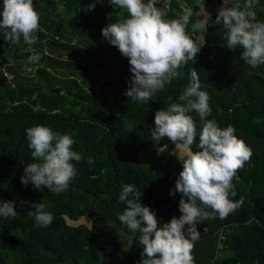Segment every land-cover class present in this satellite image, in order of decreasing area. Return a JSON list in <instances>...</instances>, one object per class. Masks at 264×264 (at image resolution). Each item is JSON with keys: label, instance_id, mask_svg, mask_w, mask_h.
<instances>
[{"label": "trees", "instance_id": "trees-1", "mask_svg": "<svg viewBox=\"0 0 264 264\" xmlns=\"http://www.w3.org/2000/svg\"><path fill=\"white\" fill-rule=\"evenodd\" d=\"M60 2L62 12L58 0H34L41 30L31 48L41 55L39 64H27L29 45L0 33V201H14L17 209L14 217L0 216V264H139L144 246L139 232L118 220L126 207L119 192L123 184L134 185L158 226L180 216V193L170 195L182 171L176 144L167 137L155 143L150 132L155 112L178 102L193 68L209 95L208 119L233 126L252 155L233 179L236 196L230 198L242 203L224 218L198 221L200 238L191 254L195 264H264V65L252 68L239 46L227 49V29L214 23L218 11L202 30L193 29V17L186 32L202 35L205 46L148 104L133 102L125 95L132 75L128 58L102 35L127 12L108 0H96L91 11L93 0ZM201 2L171 0L167 17L178 19L184 7L197 12ZM214 3L223 6V0H205V8ZM244 3L229 0L228 6ZM254 10L264 20V0ZM189 115L198 133V114ZM37 124L71 134L73 150L82 156L73 162L78 174L60 193L21 183L24 163L33 159L26 129ZM197 142L198 135L193 151ZM38 202L53 215L46 227L27 215ZM81 219L90 225L69 224Z\"/></svg>", "mask_w": 264, "mask_h": 264}, {"label": "clouds", "instance_id": "clouds-1", "mask_svg": "<svg viewBox=\"0 0 264 264\" xmlns=\"http://www.w3.org/2000/svg\"><path fill=\"white\" fill-rule=\"evenodd\" d=\"M258 2L245 0L241 8L239 5L229 7V0H223L214 21L227 29V49L239 46L240 58L252 68L264 65V20L257 19L254 10ZM108 3L128 14L102 29L105 40L128 58L132 75L125 95L133 102L148 104L166 82L181 75L177 69L194 61L205 46L206 39L202 35L190 36L186 32L193 17L194 30H202L211 19L205 0L198 4L197 12L193 7H184L178 19L167 17L171 0H108ZM64 7L58 0L57 11L62 12ZM95 7L96 0H93L88 10ZM201 16L203 19H196ZM39 21L34 0H0V33L12 43L19 44L22 40L29 45L28 65L41 61V55L31 48L39 39ZM193 111L200 120L198 133L194 118L189 115ZM211 114L209 95L202 89L194 68L178 102L155 112V126L150 132L152 141L157 143L164 137L169 138L176 144L182 164L175 188L170 191L172 196L180 193V216L158 226L156 212L141 203L136 187L122 185L119 200L126 207L118 220L132 233L139 232V245L144 246L139 264H195L191 253L200 238L197 222L217 215L224 218L242 203L230 198L236 196L233 179H238V169L250 159L252 151L236 136L233 126L221 128L215 119H208ZM197 135L198 150L193 151ZM26 139L33 159L24 163L21 183L25 186L31 183L41 191L42 188L54 193L66 190L78 174L73 162L82 159L81 154L73 150L72 135L37 124L26 129ZM87 163H93L91 157ZM30 208L34 210H29L27 215L33 217L36 225L46 227L52 223L53 215L45 211L43 203L31 204ZM16 214L14 201H0V216Z\"/></svg>", "mask_w": 264, "mask_h": 264}, {"label": "rangeland", "instance_id": "rangeland-1", "mask_svg": "<svg viewBox=\"0 0 264 264\" xmlns=\"http://www.w3.org/2000/svg\"><path fill=\"white\" fill-rule=\"evenodd\" d=\"M219 8H221V4H220V3H214V4L210 5L209 7H207V8H206V11H207V13L211 16V15L214 14L216 11H218ZM197 19H203V17L201 16V17H198ZM3 70H4V69H3ZM30 71H31V70H27V73L30 74ZM6 74H7V73H6ZM7 75L10 77V79H12V78H11L12 75H10V74H7ZM177 152H178V150L176 149V151H175V154H176V155H177ZM177 156H178V155H177ZM69 224L72 225V226H79V225H81V224L90 225V222H89L88 219H81V220H79V221L76 222V223H74V222H69Z\"/></svg>", "mask_w": 264, "mask_h": 264}, {"label": "built area", "instance_id": "built-area-1", "mask_svg": "<svg viewBox=\"0 0 264 264\" xmlns=\"http://www.w3.org/2000/svg\"><path fill=\"white\" fill-rule=\"evenodd\" d=\"M12 78V77H11Z\"/></svg>", "mask_w": 264, "mask_h": 264}]
</instances>
